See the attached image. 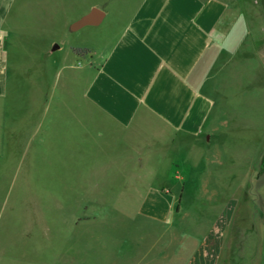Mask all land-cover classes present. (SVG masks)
Wrapping results in <instances>:
<instances>
[{
	"label": "crops",
	"instance_id": "crops-1",
	"mask_svg": "<svg viewBox=\"0 0 264 264\" xmlns=\"http://www.w3.org/2000/svg\"><path fill=\"white\" fill-rule=\"evenodd\" d=\"M99 3L88 1L73 17V0H0V211L9 184L19 181L22 196L25 183L30 197L51 198L48 187L25 175L24 163L52 154L62 119L66 161H94V187L107 171L122 182V197L143 198L140 214L166 222L173 203L162 185L171 173L163 161L167 146L218 131L205 82L218 42L238 21L237 0H139L104 55L74 63L67 57L85 47L70 46L71 38L107 19L106 0ZM58 15L59 35L43 41L45 20L49 29ZM86 16L88 25L76 26ZM232 216L225 204L198 238L179 241L185 253L164 263L264 264V238L236 243ZM234 245L248 248L235 255Z\"/></svg>",
	"mask_w": 264,
	"mask_h": 264
},
{
	"label": "rangeland",
	"instance_id": "rangeland-1",
	"mask_svg": "<svg viewBox=\"0 0 264 264\" xmlns=\"http://www.w3.org/2000/svg\"><path fill=\"white\" fill-rule=\"evenodd\" d=\"M88 1L73 0L69 14L77 17ZM138 2L106 0L101 28L71 38L70 46L88 53L73 52L67 59L82 63L93 56L97 61ZM237 2L238 21L232 35L218 42L205 82L218 131L207 140L180 137L163 156L171 173L162 185L173 196L168 220L140 214L143 198L122 197V182L107 171L94 187V161L65 160L66 133L58 119L52 154L24 163L25 175L48 187L52 196L32 198L25 183L22 196L20 181L9 184L8 204L0 211V264H165L167 257L185 253L179 241L198 238L225 204L233 206L236 243L264 238V0ZM48 14L45 7L40 17ZM59 19L49 29L45 20L43 41L50 33L59 35ZM59 116L66 120L63 111ZM245 248L234 245L233 252L241 255Z\"/></svg>",
	"mask_w": 264,
	"mask_h": 264
},
{
	"label": "trees",
	"instance_id": "trees-1",
	"mask_svg": "<svg viewBox=\"0 0 264 264\" xmlns=\"http://www.w3.org/2000/svg\"><path fill=\"white\" fill-rule=\"evenodd\" d=\"M73 52H74V54H76L78 56H84L85 54L88 53V51L86 49H79V48L73 49ZM178 206H179V202L177 205V209H178Z\"/></svg>",
	"mask_w": 264,
	"mask_h": 264
},
{
	"label": "water",
	"instance_id": "water-1",
	"mask_svg": "<svg viewBox=\"0 0 264 264\" xmlns=\"http://www.w3.org/2000/svg\"><path fill=\"white\" fill-rule=\"evenodd\" d=\"M88 21H89L88 16L83 17V18L81 19V21H80L79 23H77L76 26H78V27L86 26V25H88V23H89Z\"/></svg>",
	"mask_w": 264,
	"mask_h": 264
}]
</instances>
